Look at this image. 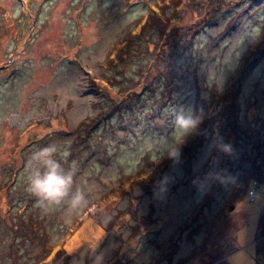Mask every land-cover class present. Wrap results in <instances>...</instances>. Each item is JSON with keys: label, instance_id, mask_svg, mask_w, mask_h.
<instances>
[{"label": "rangeland", "instance_id": "obj_1", "mask_svg": "<svg viewBox=\"0 0 264 264\" xmlns=\"http://www.w3.org/2000/svg\"><path fill=\"white\" fill-rule=\"evenodd\" d=\"M26 2L0 0V264H264V0ZM48 143L60 204L29 190Z\"/></svg>", "mask_w": 264, "mask_h": 264}, {"label": "clouds", "instance_id": "obj_2", "mask_svg": "<svg viewBox=\"0 0 264 264\" xmlns=\"http://www.w3.org/2000/svg\"><path fill=\"white\" fill-rule=\"evenodd\" d=\"M183 112V110H181ZM179 131L175 133V146L169 156L177 157L183 146L186 135L190 130H195L200 123L199 119H193L189 114L178 115L175 121ZM58 147L55 143H48L37 147L26 162V171L29 172V190L38 198V201H47L53 204H60L69 197L73 185L74 172L71 169L65 170L57 159ZM67 156V153H63ZM77 198H82L77 193Z\"/></svg>", "mask_w": 264, "mask_h": 264}, {"label": "trees", "instance_id": "obj_3", "mask_svg": "<svg viewBox=\"0 0 264 264\" xmlns=\"http://www.w3.org/2000/svg\"><path fill=\"white\" fill-rule=\"evenodd\" d=\"M19 1V3L21 4V5H24V12H23V14L22 15H20V14H18V15H16L17 17H19V19H17V21H18V23H20L21 22V20L23 19V20H25L26 22L28 21V18H30V16H31V14L29 13V12H26V10H25V8L28 6V2H26V0H18ZM17 3V2H16ZM18 4V3H17ZM157 6V4L155 3V4H153L152 6H150L151 8H152V10L153 11H157L158 10V7H156ZM15 13V12H14ZM17 13V12H16ZM13 18L14 19V21L16 20V18L15 17H13V16H9L8 17V19H7V17H6V15L4 16V20L2 21V23H9L10 22V20H9V18ZM0 35H1V33H0ZM14 40V39H13ZM238 74H240V73H238ZM238 76V75H237ZM236 78V77H235ZM233 210V209H232Z\"/></svg>", "mask_w": 264, "mask_h": 264}, {"label": "bare ground", "instance_id": "obj_4", "mask_svg": "<svg viewBox=\"0 0 264 264\" xmlns=\"http://www.w3.org/2000/svg\"><path fill=\"white\" fill-rule=\"evenodd\" d=\"M203 158V157H202ZM202 158L200 159V161L202 160ZM169 178H167V180H168ZM171 180H172V178L170 179V182H171ZM170 182H168V184L167 185H169V183ZM174 203H175V201L173 202V204H172V206H171V212H173V210H176V206H174Z\"/></svg>", "mask_w": 264, "mask_h": 264}]
</instances>
